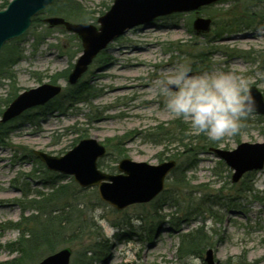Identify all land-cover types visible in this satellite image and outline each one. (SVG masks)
Instances as JSON below:
<instances>
[{
    "label": "rangeland",
    "instance_id": "1",
    "mask_svg": "<svg viewBox=\"0 0 264 264\" xmlns=\"http://www.w3.org/2000/svg\"><path fill=\"white\" fill-rule=\"evenodd\" d=\"M77 1L91 13L93 19L88 22L96 26L97 18L113 2ZM239 9L234 0H224L199 8L198 14L172 13L134 25L96 55L76 84H68L66 77L57 78L54 83L62 88L59 96L5 123L6 135L0 142V262L19 254L9 248V243L22 235L13 224L31 214L45 219L44 213L29 202L43 200L41 195L45 197L59 185L63 194L58 193L59 199L55 198L58 200L42 210L47 213L55 209L52 216L65 213L70 222L54 239L53 251L48 253L49 247L42 245L40 252L45 254L28 264L63 247L71 250L69 264H78L80 258L92 256L89 247L99 250L97 243L101 249L96 251L92 264H206L203 258L208 248L213 251L215 264H264V167L252 171L245 179L251 191L243 189L238 195L239 183L233 186L230 180L232 170L204 148L198 151L190 169L168 175L163 191L153 200L115 209L98 198L96 187L82 188L72 176L47 170L31 152L40 150L60 156L80 139L95 138L105 147V155L97 160V167L109 174L118 172L116 166L121 158L152 165L168 159H173L176 166L188 163L186 156L177 154L184 149L183 144L194 142L196 150L209 139L203 133H194L182 119L173 117L150 83L183 61L190 63L196 73L214 68L231 70L251 79V85L264 96V18L256 15L249 19L251 25L246 29L226 32L219 38L214 35L213 17L217 22L225 21L233 16L227 18V13L239 14ZM196 15L211 19L208 31L198 33L192 29ZM46 16L53 15L43 9L36 15L40 21H32L19 37L23 53L12 67L16 77L14 87L19 92L51 82L57 73L67 69L69 72L81 51L69 42L66 34L71 33L61 32L59 27L50 28L41 21ZM36 32H45V36L34 45ZM134 67L137 74L132 73ZM111 71L130 75L122 77ZM7 82L1 80L0 100L12 90ZM79 83L88 89L76 97L73 93ZM122 85L128 87L118 89L121 93L112 91ZM263 141L264 115L252 112L236 135L214 141L213 147L231 150L241 142ZM181 178L187 187L183 190L187 198L197 199L199 191L215 193L221 189L224 197L219 200L224 202L223 207H213L220 222L214 218L203 222L205 213L187 223L181 221V209L170 198L182 192L177 184ZM231 196H236L232 206L226 204ZM202 223L206 230L212 229L211 243L201 255L181 257L180 235ZM29 255L22 257L26 259Z\"/></svg>",
    "mask_w": 264,
    "mask_h": 264
},
{
    "label": "water",
    "instance_id": "2",
    "mask_svg": "<svg viewBox=\"0 0 264 264\" xmlns=\"http://www.w3.org/2000/svg\"><path fill=\"white\" fill-rule=\"evenodd\" d=\"M52 1L10 0L5 8L0 9V50L5 42L21 36L30 26L31 18ZM218 1L221 0H113L109 9L97 18L98 26L66 20L61 16H47L43 21L48 27H61L79 39L82 50L66 77L68 84H75L97 53L127 29L157 16L190 11L197 13L199 8ZM210 26V18L196 16L192 20V28L198 33L208 31ZM250 91L256 102L253 112L264 115L262 92L255 85L250 86ZM60 92L61 86L50 82L19 92L1 112L0 123L47 103ZM209 151L232 170V183L238 182L246 172L258 171L264 166V141L241 142L231 150L209 148ZM32 154L48 170L72 176L80 187L95 186L99 199L115 209L151 201L163 190L165 178L175 167L173 159L152 165L121 158L116 166L117 173L102 172L97 167V160L105 155V147L95 138L80 139L60 156L40 150H32ZM70 256V248L63 247L34 264H69ZM203 260L206 264H215L211 248L205 250Z\"/></svg>",
    "mask_w": 264,
    "mask_h": 264
},
{
    "label": "trees",
    "instance_id": "3",
    "mask_svg": "<svg viewBox=\"0 0 264 264\" xmlns=\"http://www.w3.org/2000/svg\"><path fill=\"white\" fill-rule=\"evenodd\" d=\"M55 1V2H54ZM52 1L46 8V12L50 15L55 16H61L66 20L75 21V22H88L89 20H92V16L90 12H87L86 8L77 0H54ZM224 0L220 1L223 2ZM9 0H0V9L4 8ZM217 2V3H220ZM216 3V4H217ZM234 3L236 4V7L239 6L238 13L239 14H229L227 13L225 17H230L233 15L230 19L222 21V19L217 22L216 18L213 17V23H215L214 27V35L215 37L219 38L222 34L226 32H234L239 31L241 29H246L250 27L251 22H249V19L252 17H256L258 15L261 18H264V0H234ZM215 5V4H213ZM212 8V7H211ZM255 11V12H254ZM211 13V12H210ZM260 14V15H259ZM210 16H213L211 13ZM32 21H40L39 17H32ZM42 21V19H41ZM46 30V29H45ZM61 32L64 33L63 29H60ZM45 36V32H36L34 33V45H37L40 43V41L43 40ZM68 37L69 42H73L74 46L77 47V49H81L80 43L78 41V38L73 34H66ZM19 37L14 38L8 42H6L1 50H0V86L3 84L1 83V80H6L7 85H10L12 90L7 94L6 98L3 100H0V113L2 111V106H7L8 103L18 94V90L16 87H14V83L16 80L15 73L12 69L13 65L17 63L20 58L22 57L23 49L20 48L19 44ZM76 41V42H75ZM9 44H12L9 46ZM62 48V47H61ZM68 69L57 73L52 76L51 83L56 82L57 78H65L67 75ZM88 87L82 84H77L75 86V94L74 96H81L85 92H87ZM5 123H0V142L4 140L6 135V128ZM179 139V138H178ZM182 140V139H181ZM193 143H185L184 149L181 152H178V156H186L188 159V163L186 164H179L176 166L173 171L174 173L176 170H182L183 172L187 169H190L196 162V155L198 151H202L204 148L208 149L209 147L214 146V141H207L205 144H201L196 148V150L193 148ZM252 173L248 172L244 174L242 179H240L237 183L238 189L236 192L239 194L243 193L244 191H251V185H248V182H245V179L251 176ZM176 179V177H175ZM233 183L232 185L235 186ZM243 183H245V186L243 188ZM178 186L182 190L181 193H178V195L170 197L175 201L176 206L179 207V210L181 209V221L182 222H189L193 220L194 218L198 217V215H203L205 213L207 216H202V221L206 220V218H214V221H221L217 215V212L213 211V207L222 208L223 203L221 200L222 197H224V194L221 195V189L215 190V193H211L206 190L205 191H199L200 195L196 199L194 197L189 196L186 197L185 193H183V190L187 187L185 184H182V178L177 181ZM62 186L59 187V185L53 189V191L49 194H47L45 197L41 195V198L43 200H29L31 202V205L35 207L34 209L40 210V212L44 213V220L40 219L39 215H30L26 216V218H23L21 221L13 224L17 228H20L22 231V235L14 242L9 243L10 251L19 253L17 257L14 259L0 262V264H28L30 263L34 258L38 259L41 257L42 254H45L44 252H40V248L43 246L49 247L48 253L52 252L54 249L53 243L54 239L58 236V233L62 231L67 223H69V218L64 217L65 213H60L57 215L52 216L51 213L55 212V209L47 210V213H45L46 210H42L47 208V206L53 202L54 200H58L59 196L58 193L61 195L63 194V190L60 191ZM171 195V194H170ZM61 197V196H60ZM58 198V199H55ZM183 203L182 206L181 202ZM234 200H236V196H231L230 198L227 197L226 204H230V206L233 205ZM37 210V211H38ZM46 214V215H45ZM47 216V217H45ZM212 230V229H211ZM211 230H206L204 227V224L202 223L197 228L190 232H185L180 235L179 240V246H178V254L182 256H187L189 254L191 255H201V252L204 250V248L211 243ZM97 248L100 250L101 247L100 244L97 243ZM88 251H92V256H84L83 258H80L78 264H92V261L95 259L97 252L99 250H96L92 246L88 248ZM39 251V252H38ZM30 254L28 258L24 259L22 256L25 254ZM83 253H86L84 251ZM96 253V254H95Z\"/></svg>",
    "mask_w": 264,
    "mask_h": 264
},
{
    "label": "clouds",
    "instance_id": "4",
    "mask_svg": "<svg viewBox=\"0 0 264 264\" xmlns=\"http://www.w3.org/2000/svg\"><path fill=\"white\" fill-rule=\"evenodd\" d=\"M252 81L231 70L193 72L190 63L177 62L151 80L165 109L191 130L218 141L236 135L255 109Z\"/></svg>",
    "mask_w": 264,
    "mask_h": 264
},
{
    "label": "bare ground",
    "instance_id": "5",
    "mask_svg": "<svg viewBox=\"0 0 264 264\" xmlns=\"http://www.w3.org/2000/svg\"><path fill=\"white\" fill-rule=\"evenodd\" d=\"M136 67L132 68L133 69V72L132 73H134V74H137L138 73V69ZM111 72H113L114 74L120 75L122 77L123 76H129L130 75L129 72H121V71H118V72L117 71H111ZM125 87H128V86H125ZM125 87H124V85H122L121 87L113 88L112 91L113 92L116 91V93H121L118 89H122V88H125Z\"/></svg>",
    "mask_w": 264,
    "mask_h": 264
}]
</instances>
